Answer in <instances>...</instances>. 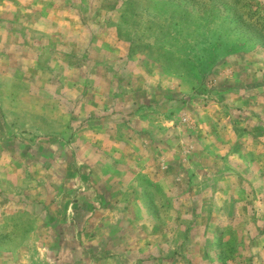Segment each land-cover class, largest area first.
<instances>
[{"label": "rangeland", "instance_id": "obj_1", "mask_svg": "<svg viewBox=\"0 0 264 264\" xmlns=\"http://www.w3.org/2000/svg\"><path fill=\"white\" fill-rule=\"evenodd\" d=\"M0 264H264V0H0Z\"/></svg>", "mask_w": 264, "mask_h": 264}, {"label": "crops", "instance_id": "obj_2", "mask_svg": "<svg viewBox=\"0 0 264 264\" xmlns=\"http://www.w3.org/2000/svg\"><path fill=\"white\" fill-rule=\"evenodd\" d=\"M163 187H166V186H163V183L162 182H160V186H159V188H163ZM164 189V188H163Z\"/></svg>", "mask_w": 264, "mask_h": 264}]
</instances>
